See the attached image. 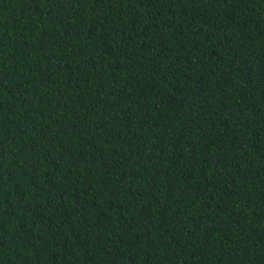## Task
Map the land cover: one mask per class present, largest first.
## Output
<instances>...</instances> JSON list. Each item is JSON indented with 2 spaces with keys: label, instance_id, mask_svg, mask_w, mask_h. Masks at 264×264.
<instances>
[{
  "label": "trees",
  "instance_id": "trees-1",
  "mask_svg": "<svg viewBox=\"0 0 264 264\" xmlns=\"http://www.w3.org/2000/svg\"><path fill=\"white\" fill-rule=\"evenodd\" d=\"M0 264H264V0H0Z\"/></svg>",
  "mask_w": 264,
  "mask_h": 264
}]
</instances>
